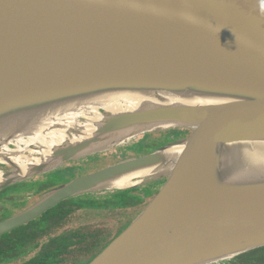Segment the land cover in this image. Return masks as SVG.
I'll use <instances>...</instances> for the list:
<instances>
[{
  "label": "water",
  "instance_id": "95a60500",
  "mask_svg": "<svg viewBox=\"0 0 264 264\" xmlns=\"http://www.w3.org/2000/svg\"><path fill=\"white\" fill-rule=\"evenodd\" d=\"M120 83H168L166 94L199 85L247 95L200 105L144 102L119 112L99 105L102 118L93 134L75 141L68 133L84 130L89 121L77 124V118L94 112L87 102L33 118L45 102L65 100L91 85ZM0 116V153L17 150L27 166L0 160L12 165L0 170V191L152 130L192 131L54 187L1 219L0 236L72 197L166 178L88 264H216L264 246V165L253 164L248 175L236 169L237 176L201 196L194 188L212 144L264 140V0H0ZM118 132L117 139L101 140ZM31 134L47 142L28 150L21 139ZM11 140L17 148L7 144ZM172 148L176 153L164 169L134 176L125 186L111 183L116 175L149 168Z\"/></svg>",
  "mask_w": 264,
  "mask_h": 264
},
{
  "label": "bare ground",
  "instance_id": "6f19581e",
  "mask_svg": "<svg viewBox=\"0 0 264 264\" xmlns=\"http://www.w3.org/2000/svg\"><path fill=\"white\" fill-rule=\"evenodd\" d=\"M171 85L168 83H150V84H113L109 86L99 87L91 85L88 88H83L81 91L72 95L65 100L48 101L41 106L42 111L33 113V118L54 112L59 109H68L77 103L87 102L94 110L86 117L89 120L88 125L84 130L78 133H68L72 140L83 139L91 136L94 132L95 122L101 120L102 115L98 113V106L102 105L112 112L124 110H132L138 108L142 103L148 102L157 105H200L217 103L225 99L246 96L247 92L242 89L235 88H219L211 86L195 85L190 91L184 89V85H180L179 89L174 90L170 94L165 91L169 90ZM186 92H185V91ZM95 101V102H94ZM3 117L0 116V119ZM68 126H73L69 124ZM8 131L2 135H7ZM121 134L112 133L101 137L104 143L117 139ZM23 141V139H21ZM46 143V138L41 140ZM19 145V143H17ZM18 151L11 148L7 149V153H0V160L5 162H13L22 169L27 168L26 165L20 164L21 154H16ZM19 153H23L21 150ZM176 153V148L166 150L161 154L160 160L149 166L147 169L137 172L130 171L116 175L110 179L115 186H125L130 183L131 179L137 175L148 174L151 170H162L167 165L172 163L173 156ZM253 164L257 166L264 165V140L254 141H234L231 143L216 142L212 144L204 157L202 158L198 169L200 174L194 184L195 192L202 194L206 192L212 185L219 183L222 180H227L230 177L237 176L238 173L243 175L251 174ZM20 169V170H22ZM247 182V181H246ZM245 182V183H246ZM228 190H231L230 188Z\"/></svg>",
  "mask_w": 264,
  "mask_h": 264
},
{
  "label": "trees",
  "instance_id": "16d2710c",
  "mask_svg": "<svg viewBox=\"0 0 264 264\" xmlns=\"http://www.w3.org/2000/svg\"><path fill=\"white\" fill-rule=\"evenodd\" d=\"M184 131L188 133L186 136L190 134V131L185 128L168 129L165 130V132L164 130L158 131L161 136L159 138L155 137L151 142H147L146 140L147 143L139 147V152L144 155L156 151L171 141L180 139L181 136H179V134L184 133ZM147 134L149 133L145 135ZM169 134H173L171 138ZM136 151H138V149ZM117 162H119V160L114 159L107 163L108 165H112ZM107 163L105 165H107ZM165 180L166 178H161L147 185L109 193L118 199V204H115L116 206L114 205V201L107 204L110 199L106 201V204L103 200H97L100 201V205H97L94 200L90 204L96 205V208H101L103 205H106L107 207L114 208L115 206L120 208L122 212L131 211L151 200L160 190V185H162ZM80 200L81 199L78 198L75 202L78 207L84 205L78 202ZM71 203L73 202H71L70 199L64 200L38 219L0 236V264H4L7 259L22 258V256H24L25 261L17 264H58L59 262H66L68 264H88L113 240L114 237H116V235H119V233L126 229V226L128 227V224H126L119 229L116 235L103 238L99 242L96 241L91 234L86 235L87 232H78L76 235L74 232L71 234H67L66 232L54 236L51 230L56 232L60 226L65 225L70 215L74 212V210L70 208L71 206H69ZM50 233L52 235H50ZM94 241L95 244H91V242ZM77 243L80 244V249L84 250V255L77 259L74 256L71 257V259L65 257L66 253H75L76 250L73 246ZM38 248L40 249L39 252L35 253L30 258L27 257L30 251H35ZM224 262L225 264H264V246L242 253Z\"/></svg>",
  "mask_w": 264,
  "mask_h": 264
},
{
  "label": "rangeland",
  "instance_id": "374dc122",
  "mask_svg": "<svg viewBox=\"0 0 264 264\" xmlns=\"http://www.w3.org/2000/svg\"><path fill=\"white\" fill-rule=\"evenodd\" d=\"M87 121H88L87 118H85L83 116H79L77 118L76 123L77 124H79V123L84 124ZM158 131H161V130H152L147 135H139L138 137L133 139L130 143H126V144L124 143V144H121L120 146L118 145L112 149H109L103 153L102 152L97 153L94 155V157H84V158H81L82 160L77 159V160H79V161L81 160V161L79 163H76V161H74V163H76L75 168H72L71 170L66 171V173L62 172V173H60V175H55L54 178L59 179L60 180L59 182H63V181L65 182L67 180H71L74 176H79V175L83 174L82 171L85 170V167H84V163H82V162H92V164L94 165V168H95V165H96V167H99L102 165H104L102 167H105L108 165L107 162H109L111 160H114V159L120 160V159L124 158V156H121V154H119L121 150H123L125 155H127L128 157H134V156L138 155V153H139V148H137V147L141 146L142 144H145L146 140H147V142H151L155 139V137L159 138L161 136ZM189 131L191 134L192 131L191 130H189ZM164 132H165V130H164ZM50 136H51V134H48L46 136L48 140H52V138H50ZM142 137H144L143 140H142ZM44 138L45 137H37V135H35V134H31L29 136L25 135L23 137V141L21 142V146H23L24 148H26L28 150H34V151L38 150L42 146L41 145L42 142H40V140H43ZM139 140H142V142H141V144L138 145ZM13 141L15 142L16 140H11L10 142H7V144L8 145L10 144L9 146H12V148H17L14 145ZM130 147H131V149H130ZM134 147L137 148L138 151H136L137 149L133 150ZM26 154L29 157L37 156V154H35V152L27 151ZM72 162H70V163H72ZM106 163H107V165H105ZM1 164H4V163H1ZM11 167H12V165L4 164V167H2L0 170H7ZM70 176H72V177H70ZM162 185H160V186H162ZM111 192L112 191H109L107 193L106 192H102V193H100V192H89V193H85V194H81V195L72 197L71 202H76L78 200V198H80L81 200L78 202H81L84 205L81 207H78L77 212L74 214L71 222L66 227V229H68V230H66V232L69 231V229L73 230V232H79V231L91 232V231H95V229L97 227L96 225H99L98 227H101V229H103L106 232V236L108 238V237H110V235L113 231L112 230L113 224L118 225L119 221L121 222L123 220H126L129 216H131L133 218V216L136 215L137 213L139 214V212L142 211L144 209V207L146 206V204L150 201L149 200L147 203H144L143 205H140L139 207H137L131 211L122 212L120 208L115 207L116 206L115 204H118V199L116 197H113L111 194H109ZM39 199H37V200H39ZM109 199H110V201L107 204L114 201V205H115L114 208L113 207H107L106 205H103L101 208H96V205L90 204L93 202V200L95 201V203L97 205H100L99 204L100 201H97V200H103L104 203L106 204V201H108ZM35 202H33V203H35ZM32 204H30V205H32ZM111 205H113V204H111ZM71 206H75V205L73 203H71ZM138 214H137V216H138ZM108 227H111V229H109L110 231H108V229H107ZM116 227L117 226H115V229H116ZM37 252H39V250H35L32 255H34ZM28 257H30V256H28Z\"/></svg>",
  "mask_w": 264,
  "mask_h": 264
},
{
  "label": "flooded vegetation",
  "instance_id": "af4514ba",
  "mask_svg": "<svg viewBox=\"0 0 264 264\" xmlns=\"http://www.w3.org/2000/svg\"><path fill=\"white\" fill-rule=\"evenodd\" d=\"M186 134H188L187 131H184V133H180L179 136H181V138L187 137ZM172 135L173 134H169L170 138H171ZM143 138L144 137H142V140H143ZM142 140H139L138 145L141 144ZM145 143H147V142H145ZM139 147H137V148H139ZM137 148L134 147L133 150H136ZM130 149H131V147H130ZM119 154H121V156H124V158L120 159L119 161L124 160L126 158H130L127 155H125V153L123 152V150H121ZM94 155L95 154H91V155H88V156H85V157H94ZM138 155H143V153L139 152ZM138 155H136V156H138ZM72 161H70L72 163L68 162V163H66V164H64V165L56 168L55 170L49 171L47 173L40 174V175L35 176V177H32V178H30L28 180H24V181H21V182H18V183H15L13 185H10V186H7V187L3 188L0 191V220L1 219H4V218H7L8 216H11L13 214H16V213L24 210L30 204H32L33 202H35L37 199H39L42 196H44L45 194H47L51 189H53L54 187H56V186L64 183V181L63 182H59L60 180L54 178V176L55 175H60V173H62V172L66 173V171L71 170L72 168H75L76 163H79L80 162L79 160H72ZM74 161H76V163H74ZM82 163H84V167H85V170L82 171L83 174H81L79 176H74L71 180H73L74 178L83 176V175H87V174H89L91 172H94V171H97V170H99L101 168H104V167L98 168V167H96V165H95V168H94V165L92 164V162H82ZM107 166H109V165H107ZM2 167H4V164H1L0 163V169ZM70 177H72V176H70ZM67 181H70V180H67ZM67 181H65V182H67ZM73 204L75 206H71V204L69 206H71L70 208L73 209L74 212L70 215V218L68 219V221L66 222V224L63 225V226H60L56 230V232L54 230H51V233H53L54 236H56V235H58L60 233H66V230H68V229H66V227L69 225V223L71 222L74 214L77 212V209H78V205L75 202H73ZM67 207H68V205H67ZM137 214L134 215V218H132L131 216H129L126 220H123L121 222L119 221L118 222V225H114L113 224V226H112V230L113 231H112L110 237L112 235H116L117 232H119V229H121L126 224L129 225L135 219V217L137 216ZM96 226L97 227H96L95 231L87 232L86 235L91 234L96 239V241L99 242L101 239L107 238V236H106V232L103 229H101V227H98L99 225H96ZM115 226H117L116 229H115ZM107 229H108V231H110L109 229H111V227H108ZM72 232H73V230H70L69 229V231H67V234H71ZM79 232H81V231H79ZM51 233H50V235H52ZM77 233L78 232H74L75 235ZM90 240H91V238H90ZM93 243L95 244V241L94 242H91V244H93ZM39 247H41V246H39ZM73 247L76 250L75 253L74 254L73 253H66L65 254V257H68V259L69 258L71 259V257H73V256L76 259L78 257L81 258V256L84 255L83 254L84 253V250H81L80 249L81 248L80 247V244L77 243ZM36 250H40V249L38 248ZM33 252H34V250L30 251V254L28 256L32 257L33 256L32 255ZM68 259H67V261H68ZM24 261H25L24 260V256H22V258L18 257L16 259H7L4 262V264H17L19 262H24ZM58 264H68V263H66V262L65 263L64 262H59ZM216 264H225V262L224 261L223 262L221 261V262L216 263Z\"/></svg>",
  "mask_w": 264,
  "mask_h": 264
}]
</instances>
